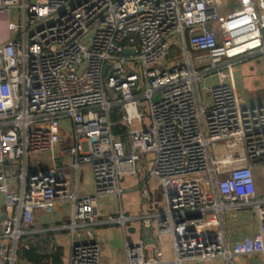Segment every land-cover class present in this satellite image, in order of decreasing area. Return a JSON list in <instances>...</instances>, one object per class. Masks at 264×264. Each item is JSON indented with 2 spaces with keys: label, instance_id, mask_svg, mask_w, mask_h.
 Wrapping results in <instances>:
<instances>
[{
  "label": "built area",
  "instance_id": "2783aa9c",
  "mask_svg": "<svg viewBox=\"0 0 264 264\" xmlns=\"http://www.w3.org/2000/svg\"><path fill=\"white\" fill-rule=\"evenodd\" d=\"M230 6L0 0V11L18 13L0 45V264H15L23 226L57 201L70 205L68 264H101V245L88 228L96 203L119 196L121 179L147 155L151 168L138 188L149 199L147 180L157 179L164 209L137 219L171 236L172 259L154 244L127 241L125 264L264 254V199L255 198L253 173L264 165V94L245 105L229 82L236 64L264 58V0H235L222 12ZM66 125L70 143L59 138ZM115 125L122 135L113 134ZM45 161L52 165L43 168ZM85 165L91 195L77 191ZM247 207L258 215L261 246L246 236L229 247L207 216ZM127 220L106 216L124 229Z\"/></svg>",
  "mask_w": 264,
  "mask_h": 264
},
{
  "label": "crops",
  "instance_id": "0c3cea01",
  "mask_svg": "<svg viewBox=\"0 0 264 264\" xmlns=\"http://www.w3.org/2000/svg\"><path fill=\"white\" fill-rule=\"evenodd\" d=\"M229 1V0H228ZM235 7V0H231V6L228 8L221 9L222 12L232 10ZM18 20V13L16 10L10 11H0V45L6 43L11 37L9 26L11 23ZM251 57V58H258ZM263 60V61H262ZM262 60L256 59L254 64L251 65V98L248 100L244 99L242 94L236 88V82L234 78L233 69L229 70L230 79L229 82L233 87L234 91L238 95L239 99L245 105H255L262 101L264 94V58ZM63 142L70 143L71 137L70 132H63L61 134ZM57 152V150H56ZM55 152V153H56ZM47 161V160H46ZM43 162V168H47L52 163ZM54 164V163H53ZM55 164H60L59 160H56ZM152 160L147 156H143L137 164V171L133 175H125L120 182L121 194L119 196L111 195L108 198L117 200L116 208L103 211L100 209L98 201L96 203L97 218L96 223L89 226L88 228L93 233V238L99 242L101 245V264H125V253L124 245L127 241H143L146 244L155 245L161 253L164 260L169 261L172 258H166L163 248L159 242V237L156 234L155 224L152 225L150 239L151 241H144V236L146 230L141 225V222L137 217L143 215L144 213L157 214L162 211L158 208L159 203L162 200L159 184L157 179L148 178L147 186L150 191L149 199H145L142 196L141 190L138 188L139 180L145 177L151 168ZM45 166V167H44ZM82 176L77 184V191L83 194V188L81 187L83 181V169ZM88 167V166H87ZM90 170V168L88 167ZM91 172V171H89ZM254 173V189L255 194L258 199H264V165L256 167L253 171ZM91 174V173H90ZM91 176V175H90ZM154 181L153 186L150 185L151 181ZM264 183V182H263ZM124 187V188H123ZM137 190L139 193V198L141 200L140 208H130L129 206L123 207L121 202V197L123 192ZM161 197V198H160ZM107 198V197H106ZM144 201V202H143ZM100 202V203H99ZM164 203V202H163ZM3 199L0 196V205H3ZM249 208V207H247ZM247 208H231L226 209L223 215L218 217L209 213L207 218L217 221L215 225L216 229L222 230L224 232L228 246L231 247L236 241L242 239L243 237L250 236L255 241L257 246H261V231L259 228L258 215L254 208L251 207V219L247 216ZM228 212V213H227ZM227 213V214H226ZM123 214L128 220L125 222V229L121 224L114 222H106V216L111 215L117 217ZM70 216V205L64 201H57L51 203L46 209L38 210L34 213V220L31 224L23 226V234L18 240L15 248V264H32L26 258L19 256L20 247H30V245H38V251L43 253H49L54 248L59 247L61 249V261L62 264L69 263V257L71 252L72 236L70 229L68 228ZM3 218L5 215L2 216ZM87 228V227H86ZM87 228V229H88ZM164 236V235H162ZM171 243V255H172V239L170 235H167ZM217 260L221 264H264V254L257 253L251 255H238L227 260L223 257H217L208 261H188L183 264H212Z\"/></svg>",
  "mask_w": 264,
  "mask_h": 264
},
{
  "label": "rangeland",
  "instance_id": "374dc122",
  "mask_svg": "<svg viewBox=\"0 0 264 264\" xmlns=\"http://www.w3.org/2000/svg\"><path fill=\"white\" fill-rule=\"evenodd\" d=\"M172 52L176 53L177 50L174 49ZM256 59L262 60L263 57L259 56L258 58H251V57L245 58L244 61L236 64L232 68L233 72L235 74L234 78H235V82H236V88L240 92V94H242L243 98L246 100L247 99L249 100L251 98V82L253 80L251 78V76H252L251 65L254 64V61H256ZM143 106H144V109H146L145 103H143ZM144 124L147 125V117L144 121ZM66 126H67L66 133H68L69 125H66ZM147 157L151 158L150 155H147ZM45 158H48V155H46V154L36 155L35 157H31L29 162L32 165L34 162L44 160ZM83 171H84L83 172L84 174H83V181H82L81 187L83 188L84 192H82V193L84 195H91V194H93L92 175L90 174L91 172H89L90 170L88 169L87 166L83 169ZM263 178H264V176H263ZM254 182H255V178H254ZM263 182H262V184L264 185ZM153 184H155V182L152 180L150 182V185L153 186ZM258 196L259 195H257V196L255 195V198H258ZM108 197L109 196H107V198L104 197V198H101L98 200L101 202V203L99 202L100 203L99 206H100V209L103 211L109 210L110 208L112 209L114 205H115V208L117 207L116 206L117 200L115 202V200L108 198ZM121 202H122L124 208L126 206H129L130 208H135V210L139 209L141 200L139 198L138 191L137 190H131V191H126V192L124 191L122 194V197H121ZM158 208L161 210L164 208V203L162 201L159 203ZM251 211H252L251 207L246 209L247 216H249L250 219H251ZM159 242L161 244V247L163 248V251H164V254L166 255V258H168V259L172 258L171 243H170L169 237L167 235L160 236ZM212 264H221V263H220V261L218 262L217 260H215V262H212Z\"/></svg>",
  "mask_w": 264,
  "mask_h": 264
},
{
  "label": "trees",
  "instance_id": "16d2710c",
  "mask_svg": "<svg viewBox=\"0 0 264 264\" xmlns=\"http://www.w3.org/2000/svg\"><path fill=\"white\" fill-rule=\"evenodd\" d=\"M116 113L113 111L112 119H116ZM124 127L120 125H115L112 129L113 134L122 135L124 133ZM19 256L26 258L32 264H62L61 261V249L59 247L54 248L49 253H40L38 251V245H30V247H20L19 248Z\"/></svg>",
  "mask_w": 264,
  "mask_h": 264
},
{
  "label": "water",
  "instance_id": "95a60500",
  "mask_svg": "<svg viewBox=\"0 0 264 264\" xmlns=\"http://www.w3.org/2000/svg\"><path fill=\"white\" fill-rule=\"evenodd\" d=\"M127 53V52H126ZM146 230V233H145V236H144V241L147 242V241H151L150 239V235H151V230L149 228H145Z\"/></svg>",
  "mask_w": 264,
  "mask_h": 264
}]
</instances>
